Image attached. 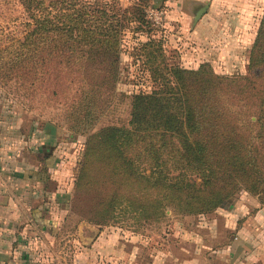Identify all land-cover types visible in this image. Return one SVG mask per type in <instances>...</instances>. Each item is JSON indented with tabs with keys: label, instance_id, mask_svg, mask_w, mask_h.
<instances>
[{
	"label": "rangeland",
	"instance_id": "rangeland-1",
	"mask_svg": "<svg viewBox=\"0 0 264 264\" xmlns=\"http://www.w3.org/2000/svg\"><path fill=\"white\" fill-rule=\"evenodd\" d=\"M81 1L110 13L112 9L116 14L127 12L119 36V60L108 66V74L96 71L92 77L97 82L103 75L108 77L91 110L96 116L93 130L110 125L127 127L133 96L159 85L154 69L163 71L166 65H175L187 72L203 67L220 76L248 75L252 47L264 20V0ZM204 6L206 10L195 20ZM141 13L145 21L139 20ZM28 20L18 0H0L1 51L12 40L23 39ZM49 85L53 86L44 79L31 91L29 84L25 89L20 81L0 77V134L19 128L14 139L27 140L35 133L39 142L45 125H52V159L47 163L38 160L37 168L54 176L44 190L55 203L44 213L61 224L54 232L57 239L41 249L50 256L40 261L78 264L77 251L84 249L89 264H264V204L258 194L240 188L211 213L183 215L168 209L157 221L146 224L141 217L145 214L140 213L141 188L149 196L150 191L156 194L158 187L151 185L155 178L149 177L147 184L133 178L121 183V176L114 172L103 179L104 172L95 165L82 168L87 132L76 133L64 123L62 115L67 108L55 103L56 99H74L77 92L52 95ZM146 165L145 172L150 175L152 163ZM120 183V192L136 196V204L129 199L108 204L107 194ZM59 188L68 194L66 200L55 194ZM65 206L67 212L61 211ZM33 235L40 236L37 231ZM93 240L101 244L103 254L115 255L99 254L97 258V253L89 254Z\"/></svg>",
	"mask_w": 264,
	"mask_h": 264
},
{
	"label": "trees",
	"instance_id": "trees-1",
	"mask_svg": "<svg viewBox=\"0 0 264 264\" xmlns=\"http://www.w3.org/2000/svg\"><path fill=\"white\" fill-rule=\"evenodd\" d=\"M18 1L29 18L26 34L0 50L5 52L0 77L20 81L25 89L29 84L31 91L45 79L53 84L47 88L52 95L77 92L74 99L55 103L67 108L60 122L76 133L87 132L82 168L95 165L103 179L114 172L121 183L155 178L156 194L141 188L146 224L168 209L183 215L211 213L240 188L258 194L264 204V20L248 75L220 76L203 67L187 72L175 65L154 69L159 85L133 96L128 126L93 130L91 110L104 91L108 66L120 58L126 10L110 13L81 0ZM142 16L139 20L145 21ZM103 70L107 74L94 81L96 71ZM148 163L154 171L150 175ZM121 183L107 194L108 204L124 199L136 204V196L120 192Z\"/></svg>",
	"mask_w": 264,
	"mask_h": 264
},
{
	"label": "crops",
	"instance_id": "crops-1",
	"mask_svg": "<svg viewBox=\"0 0 264 264\" xmlns=\"http://www.w3.org/2000/svg\"><path fill=\"white\" fill-rule=\"evenodd\" d=\"M51 127L45 125L39 142L35 133L32 136L30 133L27 140L14 139L19 128H12L4 136L0 134V264H44L40 260L50 255L46 256L41 249L49 247L45 244L57 239L54 232L61 221L44 213L53 207L52 202L55 203L44 190L54 176L44 174L46 169L43 172L37 168L38 160L47 163L52 159ZM55 194L62 199L64 196L65 200L68 195L62 188L57 189ZM60 210L67 212L68 208L60 207ZM35 231L40 236L35 237ZM97 240L99 243L102 241L100 237ZM98 241L93 240L90 244L92 250H89V254L97 253V258L99 254L110 257L114 252L103 254ZM86 253L84 249L77 251L78 264H89ZM90 264H95V261Z\"/></svg>",
	"mask_w": 264,
	"mask_h": 264
},
{
	"label": "water",
	"instance_id": "water-1",
	"mask_svg": "<svg viewBox=\"0 0 264 264\" xmlns=\"http://www.w3.org/2000/svg\"><path fill=\"white\" fill-rule=\"evenodd\" d=\"M205 10H206V6L200 9L195 15V20H197Z\"/></svg>",
	"mask_w": 264,
	"mask_h": 264
}]
</instances>
